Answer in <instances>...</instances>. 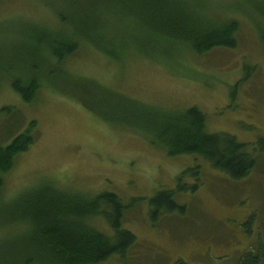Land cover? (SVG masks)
I'll use <instances>...</instances> for the list:
<instances>
[{
	"label": "rangeland",
	"instance_id": "374dc122",
	"mask_svg": "<svg viewBox=\"0 0 264 264\" xmlns=\"http://www.w3.org/2000/svg\"><path fill=\"white\" fill-rule=\"evenodd\" d=\"M191 1L206 16L238 23L235 49L171 57L163 46L149 50L133 22L118 23L113 0H0V145L36 126L33 146L4 176L1 203L48 184L69 195H117L130 206L123 229L137 244L105 264H236L264 250V154H255L246 179L232 180L200 157H169L108 101L112 92L171 111L196 107L210 134L252 145L264 139V0ZM66 36L77 51L58 63L50 45ZM32 78L41 87L27 104L12 84ZM196 167L200 183L181 184L198 189L175 195L184 212L152 225L149 201L176 191L179 175ZM91 224L109 234L103 219ZM11 233L0 227V236Z\"/></svg>",
	"mask_w": 264,
	"mask_h": 264
},
{
	"label": "trees",
	"instance_id": "16d2710c",
	"mask_svg": "<svg viewBox=\"0 0 264 264\" xmlns=\"http://www.w3.org/2000/svg\"><path fill=\"white\" fill-rule=\"evenodd\" d=\"M113 1L123 12H120L118 23L123 26L128 22L132 26L133 22L137 28L132 26L131 29L137 37H144L147 48L166 47L171 50L165 53L168 57L172 55L170 52L178 50L179 54L181 49L203 55L214 49L233 50L237 46L238 23L206 16L201 8L192 5L191 0ZM66 37H63L65 41L50 45L49 52L58 63H63L77 51L73 37ZM126 39L136 43V38ZM0 74H3L1 68ZM40 87V82L34 78L27 83L14 80L12 84L14 93L27 104L34 101ZM111 94L108 101L121 107L114 106V109L130 118L128 127L148 133L152 143L164 149L169 157H200L215 170L240 181L255 170V154H264V139L252 145L240 143L229 134L208 133L206 116L196 107L171 111ZM35 128L32 123L8 144L0 145V194L4 176L12 170L17 157L33 146ZM199 174L197 167L183 171L177 179L176 191H163L149 201L152 225L158 224L164 216L184 212L185 208L175 201V195L187 190L196 191L199 185L188 188L181 183L186 178H195L200 183ZM58 189L48 184L37 191L28 190L13 201H0V227L13 231L0 236V245H5V249L0 247V264H105L115 257L124 260L137 244V238L123 229L124 215L130 206L113 193L89 197L69 195ZM95 218L106 222L109 234L91 224ZM175 264L186 263L179 260ZM236 264H264V250L260 247L255 254L244 255Z\"/></svg>",
	"mask_w": 264,
	"mask_h": 264
}]
</instances>
